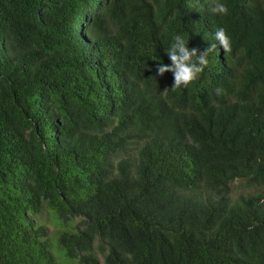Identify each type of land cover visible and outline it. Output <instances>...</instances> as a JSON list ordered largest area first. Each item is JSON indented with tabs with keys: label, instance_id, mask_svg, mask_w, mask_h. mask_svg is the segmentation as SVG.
I'll use <instances>...</instances> for the list:
<instances>
[{
	"label": "trees",
	"instance_id": "16d2710c",
	"mask_svg": "<svg viewBox=\"0 0 264 264\" xmlns=\"http://www.w3.org/2000/svg\"><path fill=\"white\" fill-rule=\"evenodd\" d=\"M216 2L0 0V264H59L47 214L79 264H264V0Z\"/></svg>",
	"mask_w": 264,
	"mask_h": 264
},
{
	"label": "clouds",
	"instance_id": "9594fccd",
	"mask_svg": "<svg viewBox=\"0 0 264 264\" xmlns=\"http://www.w3.org/2000/svg\"><path fill=\"white\" fill-rule=\"evenodd\" d=\"M209 11L214 14L227 15L229 10L226 4L217 0L214 6L210 7ZM214 39L223 48L225 53L231 51V38L224 28H220L214 33ZM216 49L217 44L212 43L210 47L200 52L196 48H190L189 41L177 35L174 37L171 47L167 48V55L172 63L171 65H158V75L163 76L166 72H172L174 74L173 90L188 87L208 67L209 54ZM216 92L220 94L221 89H216Z\"/></svg>",
	"mask_w": 264,
	"mask_h": 264
},
{
	"label": "rangeland",
	"instance_id": "374dc122",
	"mask_svg": "<svg viewBox=\"0 0 264 264\" xmlns=\"http://www.w3.org/2000/svg\"><path fill=\"white\" fill-rule=\"evenodd\" d=\"M54 213V212H53ZM47 217H49L47 219ZM44 218V217H43ZM45 219V218H44ZM46 226L50 229V237H51V250L54 253L55 257L58 260L59 264H79L77 260H70L65 256L64 251L58 245V237L63 231H70L66 230L69 227L64 226L61 220H56L53 216L46 215L45 222ZM101 264H104L103 259L101 258Z\"/></svg>",
	"mask_w": 264,
	"mask_h": 264
}]
</instances>
